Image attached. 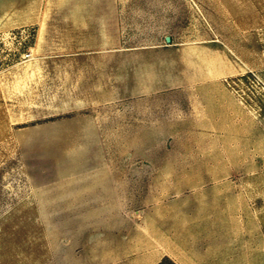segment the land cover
Masks as SVG:
<instances>
[{"label": "rangeland", "instance_id": "obj_1", "mask_svg": "<svg viewBox=\"0 0 264 264\" xmlns=\"http://www.w3.org/2000/svg\"><path fill=\"white\" fill-rule=\"evenodd\" d=\"M113 6V46L0 30V264H264V0Z\"/></svg>", "mask_w": 264, "mask_h": 264}, {"label": "crops", "instance_id": "obj_2", "mask_svg": "<svg viewBox=\"0 0 264 264\" xmlns=\"http://www.w3.org/2000/svg\"><path fill=\"white\" fill-rule=\"evenodd\" d=\"M18 29L32 34L37 54L113 46L118 15L113 0H0V30Z\"/></svg>", "mask_w": 264, "mask_h": 264}, {"label": "trees", "instance_id": "obj_3", "mask_svg": "<svg viewBox=\"0 0 264 264\" xmlns=\"http://www.w3.org/2000/svg\"><path fill=\"white\" fill-rule=\"evenodd\" d=\"M156 264H176V263L174 261H172L170 258L164 257L163 259H161Z\"/></svg>", "mask_w": 264, "mask_h": 264}, {"label": "water", "instance_id": "obj_4", "mask_svg": "<svg viewBox=\"0 0 264 264\" xmlns=\"http://www.w3.org/2000/svg\"><path fill=\"white\" fill-rule=\"evenodd\" d=\"M169 38L167 37V40H168Z\"/></svg>", "mask_w": 264, "mask_h": 264}]
</instances>
